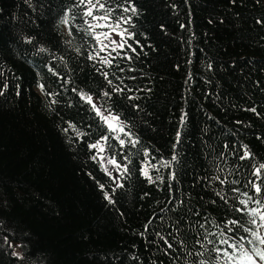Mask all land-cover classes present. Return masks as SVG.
Returning <instances> with one entry per match:
<instances>
[{
    "label": "trees",
    "instance_id": "obj_1",
    "mask_svg": "<svg viewBox=\"0 0 264 264\" xmlns=\"http://www.w3.org/2000/svg\"><path fill=\"white\" fill-rule=\"evenodd\" d=\"M93 4L0 0V264L264 263V0Z\"/></svg>",
    "mask_w": 264,
    "mask_h": 264
},
{
    "label": "snow or ice",
    "instance_id": "obj_2",
    "mask_svg": "<svg viewBox=\"0 0 264 264\" xmlns=\"http://www.w3.org/2000/svg\"><path fill=\"white\" fill-rule=\"evenodd\" d=\"M80 2H81V3H85V2H86V3L90 6V7L88 8V11H87L86 15L91 16V15L93 14V13H92V9H93L94 7H96V5L93 4V0H80ZM97 3H99V0H97ZM99 7H100V8H103L104 5H103V4H99ZM125 11H128V9H125ZM131 11L135 12V8H132ZM108 18H109V17L106 15V16H104V17H96L95 19H97V20H99V19L107 20ZM129 19H130V18H129ZM61 22L67 24V22H68L67 16H65V18H64ZM127 22H128V21H125V23H127ZM96 26H99V25H96ZM117 26H118V25H117ZM89 27H95V26L90 25ZM100 35H104L105 37H108V36L110 35V33L98 34V35L96 36V39H97V40H99ZM119 35H120V36H123V35H124V32L121 31V32L119 33ZM112 43H113V44H116L117 47H123V43H119V44H117V42H116L115 40H113ZM133 51H134V49H133ZM94 58H95V57H90V59H94ZM104 63H106V64H110L111 61L105 59V60H104ZM104 75H105V77L107 78V73H105ZM109 83H111V81H109ZM40 88H41V90L43 91V90H44V85L41 84V85H40ZM49 95H50V94H49ZM108 95H109V93H107V92L104 93V96H108ZM81 96H82V97H83L88 103H90V104L92 105L93 110L97 113L98 116H100V117L105 121V123L108 124V126H109V128H110L111 130H113V131L116 130V128L113 127V122H115L116 125H117V127L119 128V130H120V131H124V129H123L122 127H119V121H120V117H119V115H115V116H113V115H111V114H109V115H104V113L101 111V108L97 107L96 104H94V103L92 102V97H91L90 95H88V94H86V93H81ZM252 111H255V109H252ZM73 127H74V126H73ZM65 131H66V130H65ZM117 138L119 139V137H117ZM103 139L107 140V137H104ZM137 142H138V141H132L133 144H135V143H137ZM124 143H125V141L121 139V140H120V144L123 145ZM91 147H92V148H98V147H99V148H100V151H103V150H104L103 147H102L99 143H97V144H93V145H91ZM248 155H251V154H250V153H246V156H248ZM243 158H244V157H242V159H243ZM93 159H96V157H93ZM173 159H174V158H173ZM108 163H110V164H116V160H115V159H110V160L108 161ZM261 169H264V164H261L259 168H256V169H255L254 175H257V176H258V175L260 174V172H261ZM124 170L127 171V167H126V166L124 167ZM104 171L107 172V171H108L107 168H105ZM109 175H111V173H109ZM144 175H145V176H148V172H147L146 169H145V171H144ZM262 183H264V182H262ZM253 187L255 188V191H256L257 193H260L262 190H264V188H262V184H254ZM100 188L103 189V188H104V185H100ZM245 195H247V194L245 193ZM105 199H108V200L111 202V197H110V195H109L107 192L105 193ZM242 203H247V201H243ZM257 203H258V201H257ZM257 211H258V209H253V210H252V215L255 216V215L257 214ZM260 218H261V220H264V216H261ZM229 223L236 224V223H238V221H229ZM250 223L255 224L256 221H255V220H252V221H250ZM247 231H251V229H247ZM252 235L255 236V237H257V239L260 241L261 244H264V238H261L258 232H252ZM209 243H211V241H209ZM220 243H221V244H227V243H228V240H227V239H223V240L220 241ZM169 247H171V245H169ZM233 247H235V245H233ZM214 250L217 251V252L222 251V250L219 249V248H216V249H214ZM223 251L226 253V249L223 250ZM254 254H255L256 256L260 257L261 260H264V250L257 249L256 252H255ZM248 258L251 259V256H249Z\"/></svg>",
    "mask_w": 264,
    "mask_h": 264
},
{
    "label": "rangeland",
    "instance_id": "obj_3",
    "mask_svg": "<svg viewBox=\"0 0 264 264\" xmlns=\"http://www.w3.org/2000/svg\"><path fill=\"white\" fill-rule=\"evenodd\" d=\"M103 33H110V35L108 37H105L104 35H100V38L98 40V45L102 51L104 49L106 50L107 48L117 47L116 44L112 43L113 40H115L117 42V44L121 43V41H122V37L119 35L120 32L117 30L106 31L105 29H100L99 34H103ZM93 102H94V100H93ZM103 113H104V115H109L107 112H103ZM113 127L116 128L115 131L112 130L116 137H120L122 134L126 133V130H125V128H123V125L121 124L120 121H119V127H122L124 129V131H120L115 122H113ZM98 153H99L98 155H99L100 164L103 166L104 169L107 168V170H108L106 173L107 174L111 173V176L116 177L115 179H118L117 175L119 173L118 172L119 169H118L117 165L108 163L110 158L104 152V150L100 151L99 147H98ZM145 169H146V167L144 166V171H145ZM263 238H264V236H263ZM262 247L264 250V244H262ZM245 264H264V263L257 261L255 258H251V260L246 262Z\"/></svg>",
    "mask_w": 264,
    "mask_h": 264
}]
</instances>
